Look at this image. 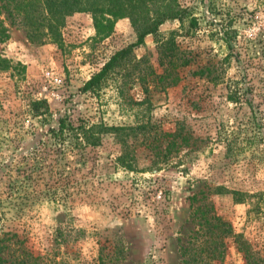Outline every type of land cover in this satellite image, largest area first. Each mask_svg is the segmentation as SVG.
Returning a JSON list of instances; mask_svg holds the SVG:
<instances>
[{
  "label": "rangeland",
  "instance_id": "obj_1",
  "mask_svg": "<svg viewBox=\"0 0 264 264\" xmlns=\"http://www.w3.org/2000/svg\"><path fill=\"white\" fill-rule=\"evenodd\" d=\"M125 5L109 35L98 33L91 12H77L67 17L62 40L45 44L32 43L0 13L9 35L0 53L12 64L0 71V264H185L202 211L234 231L212 264H247L241 240L264 258V0ZM165 7L184 9L183 19L146 36L124 76H112L99 94L82 92L137 40L134 20ZM160 38H174L192 59L178 68L176 85H148L150 68L163 70ZM40 100L49 112L35 115ZM65 115L135 127L133 166L117 160L121 142L106 134L88 149L67 202L44 198L22 207L12 189L16 168Z\"/></svg>",
  "mask_w": 264,
  "mask_h": 264
},
{
  "label": "trees",
  "instance_id": "obj_2",
  "mask_svg": "<svg viewBox=\"0 0 264 264\" xmlns=\"http://www.w3.org/2000/svg\"><path fill=\"white\" fill-rule=\"evenodd\" d=\"M164 1L160 0V3ZM125 6V0H0V13H5L13 25L23 28L32 43L45 44L60 42L67 17L77 12H91L98 33L109 35L113 30L114 18L128 10ZM183 10L180 7H165L164 10L160 9V12L156 11L155 16L147 15L139 22L134 20L138 32L137 40L116 51L101 69L84 83L81 91L99 94L112 76H124L127 67L135 59L134 49L141 46L149 34L157 35L160 25L167 20L183 19ZM8 36V29L0 19V40ZM159 47L160 67L163 70L157 73V70L150 68V73L154 76L148 80V85L151 81H154V84L160 82L163 87L176 85L181 79L178 68L189 65L192 59L188 51L181 49L174 38H160ZM11 66V61L0 53V71ZM237 91H232L236 99L240 98ZM32 110L35 115L47 114L48 102L35 101ZM133 130L136 128L108 125L103 120L93 121L79 117L74 121L70 115L61 117L59 125L49 129L50 138L41 141L30 155L24 156L16 168L12 189L18 191L22 207L44 198L57 203L67 202L76 190L77 171L89 160L88 149L102 144L106 134H115L123 149L117 160L124 167L132 168V160H135V157L130 154L132 150L129 149V134ZM201 213L205 222L200 234L198 232L194 249L184 253V256L187 255L185 264H212L213 260H222L226 248L225 239L234 235L231 223L224 218L216 214L208 217L205 211ZM240 247L244 251L247 264H264V258L253 251L247 241L241 240Z\"/></svg>",
  "mask_w": 264,
  "mask_h": 264
}]
</instances>
